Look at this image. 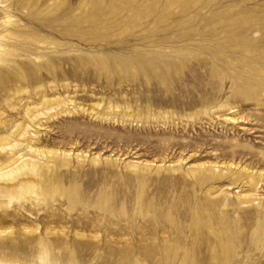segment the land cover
I'll list each match as a JSON object with an SVG mask.
<instances>
[{
    "label": "rangeland",
    "instance_id": "rangeland-1",
    "mask_svg": "<svg viewBox=\"0 0 264 264\" xmlns=\"http://www.w3.org/2000/svg\"><path fill=\"white\" fill-rule=\"evenodd\" d=\"M6 19L0 138L57 100L72 111L35 123L34 146L87 157L38 154L35 172L0 175V264H264L252 243L264 186L255 206L242 171L264 170V91L235 83L243 57L221 42L226 25H260L254 41L264 0H0ZM14 158L0 148L1 171Z\"/></svg>",
    "mask_w": 264,
    "mask_h": 264
},
{
    "label": "bare ground",
    "instance_id": "bare-ground-1",
    "mask_svg": "<svg viewBox=\"0 0 264 264\" xmlns=\"http://www.w3.org/2000/svg\"><path fill=\"white\" fill-rule=\"evenodd\" d=\"M60 8V5L58 6ZM96 7L90 6L87 7V15L89 17L93 16V14L96 11ZM75 9H69L71 13L74 12ZM91 14V15H90ZM10 21L6 19L5 21L0 23V91L2 92V95H6L7 98L11 96V93L9 92L10 86L14 84V76L10 77L7 73L9 71L14 72V66L9 61V56L13 54L12 48L9 47V42L4 40V38H10L13 34L12 29L13 27H10ZM260 25H257L256 27H248V28H240L236 26L235 28H231L229 26H224L222 31L223 39H222V45L227 48V51H232L234 53L239 54L238 56L240 59L243 57V60L239 61L237 64V67L234 71V81L235 83H244L247 87L258 90L257 95H260L264 91V30H261L260 34L256 37L254 41H250L249 38H247V35L251 34V30H260ZM8 45V46H6ZM40 66L34 65L32 68H28L27 72H20L15 71V73L18 75V77L23 78L24 74H29V76L32 77L34 72L39 71ZM18 79V78H17ZM163 79L165 80V76H163ZM19 81V80H18ZM33 81V80H32ZM15 87V86H14ZM254 87V88H253ZM259 89L263 88L262 90ZM16 92L22 91V88H19L18 86L14 89ZM13 92V91H12ZM13 95V94H12ZM5 96V97H6ZM11 104V103H10ZM62 104L55 100L54 105L52 103H49L48 101H45L42 105V110L38 107V105H33L32 107H29V122H24L22 125H19L15 131L11 132V135H7L8 137L0 138V148L4 151L13 152L15 155L14 162L11 164H14V167H12L8 171H1L0 169V175L4 176V180L9 181L10 179H16L19 175L24 174L26 169L31 170L32 172H35L37 169V166L39 164V157L38 154H44V153H56L61 154L64 159L72 157L74 154L72 151H52V150H46V149H40L34 146V143L36 144L40 140L39 133L36 132L33 125L35 123L41 124V119L43 118H52L54 116H58L59 114L65 112L70 113L72 110L67 108H62ZM73 111H80L78 108V105L73 104L72 105ZM93 113V112H91ZM98 118L101 121L105 122H112L117 121L118 119L116 116L112 115H106L101 116ZM124 121V119H122ZM10 127L6 124L5 128L3 130H8ZM2 130V129H0ZM1 132V131H0ZM15 137L25 138L28 137L29 141L26 144H23L20 141H13ZM18 140V139H17ZM77 159L83 160L87 155H82L81 153H75L74 155ZM264 164V158L261 159ZM93 161H98V156L93 158ZM209 167L211 169H215V171L218 169L216 168L217 165L210 164ZM229 170H232L233 164L227 165ZM220 171V170H219ZM243 172L247 174V183L250 184L251 190L254 191L255 195L259 198H254L256 204L261 203V195H259V192L261 188L264 186V170L260 171H248L245 167L242 169ZM194 173V171H191ZM252 173V174H251ZM255 174H258L256 177ZM199 181L203 182L206 181L209 177L205 175V173H202L198 171L195 176ZM19 185V187H17ZM17 186L14 187L15 191L21 190L19 197H22L23 195V188H30L32 185V182L29 181H21ZM8 189V186H0V189ZM9 203L13 199V195H8ZM253 199V198H252ZM249 199H244L243 202H248ZM249 205L248 203H245ZM256 210L258 213V224L256 227V231L252 235V243L255 245L257 249H264V208L263 210L256 206ZM262 210V211H261ZM261 212V214H260ZM260 214V215H259ZM245 216L247 218H253L254 213L253 211H247L245 212ZM221 248L223 250H232L233 245L231 242L223 243L221 245Z\"/></svg>",
    "mask_w": 264,
    "mask_h": 264
}]
</instances>
